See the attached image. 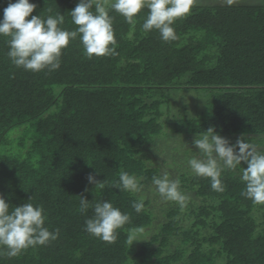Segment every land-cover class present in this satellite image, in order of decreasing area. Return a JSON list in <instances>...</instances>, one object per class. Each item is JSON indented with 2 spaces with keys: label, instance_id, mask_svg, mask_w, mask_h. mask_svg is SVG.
Listing matches in <instances>:
<instances>
[{
  "label": "trees",
  "instance_id": "1",
  "mask_svg": "<svg viewBox=\"0 0 264 264\" xmlns=\"http://www.w3.org/2000/svg\"><path fill=\"white\" fill-rule=\"evenodd\" d=\"M9 2L16 0H0V19ZM29 2L36 5L32 15L60 12L62 27L75 29L69 12L79 0ZM109 14L118 54L88 59L77 38L52 72L14 66L7 38L0 37V195L11 207L42 205L45 227L60 230L45 246L12 258L0 255V264H264V204L241 195L243 162L223 171V192L212 190L209 179L183 173L187 213L173 206L156 233L136 248L128 242L130 230L147 229L156 220L148 193L152 177L164 172L149 161L146 148L156 138L166 141L161 123L170 119L173 94L203 97L202 107H193L201 116L186 119L189 134L212 127L230 145L243 139L264 148V4L196 0L173 25L177 38L171 42L156 30L143 31L146 9L135 23L111 9ZM121 171L141 177L143 191H119ZM90 174L106 181L103 190L88 182ZM81 195L90 205L110 201L129 215L114 242L84 231L93 209L79 212ZM141 196L145 207L137 213L132 204ZM185 218L194 219L188 227ZM175 239L178 246L170 252Z\"/></svg>",
  "mask_w": 264,
  "mask_h": 264
},
{
  "label": "clouds",
  "instance_id": "2",
  "mask_svg": "<svg viewBox=\"0 0 264 264\" xmlns=\"http://www.w3.org/2000/svg\"><path fill=\"white\" fill-rule=\"evenodd\" d=\"M196 0H79L71 10V22L76 27L68 31L62 27L64 15H32L36 5L29 0L9 2L0 19V37H6L9 51L7 56L12 64L25 71L40 73L56 71L61 67V57L70 41L79 38L84 55L88 59L117 55L116 40L113 29V17L109 9L122 16L128 23H135L142 10H147V17L142 24L145 33L156 30L164 42L174 41L177 37L173 25L178 19L186 18ZM93 8L95 9L93 11ZM31 17V19H28ZM193 146L197 155L187 161L191 173L198 178L210 180L212 190L223 192L221 179L225 170H235L241 163L240 179L244 183L242 196L254 204H264V148L238 139L235 145L218 135L210 127L202 135H197ZM239 149L237 152L236 149ZM141 177L121 171L115 186L119 191L132 194L143 191ZM88 182L95 188L103 190L106 181H98L93 175ZM152 190L164 201L175 202L181 208L189 199L180 190V181L168 173L153 176ZM87 190V189H86ZM31 200V199H30ZM29 200V201H30ZM93 215L84 222V231L102 242L112 243L116 240L118 230L130 220L126 213L110 201H97L90 205L83 196L79 200V212L86 214L89 208ZM133 209L140 213L144 197L133 202ZM47 216L42 205L30 202L11 207L0 195V255L16 257L30 247L45 246L58 239L60 230L50 231L45 227ZM138 229L130 230L128 242H138Z\"/></svg>",
  "mask_w": 264,
  "mask_h": 264
},
{
  "label": "rangeland",
  "instance_id": "3",
  "mask_svg": "<svg viewBox=\"0 0 264 264\" xmlns=\"http://www.w3.org/2000/svg\"><path fill=\"white\" fill-rule=\"evenodd\" d=\"M193 93L198 95L199 91L198 93ZM201 100L204 102L202 96H192L189 91H178L176 94H173L169 104V110H166L170 119H168L166 123H161L163 132L167 134L166 141L163 138L161 141L157 142L159 138H156L155 142L152 144L153 146L146 148L149 161L152 162V164H156V169L158 168L164 173H168L173 179L179 180L181 175H183V173L187 174L188 171L190 172L188 173L191 174L187 166V161L190 157L197 155L196 152H198V149L193 146L192 142L195 135L188 133L189 122L186 119L194 116H201V113L195 114L193 111V107L196 106V104L200 106ZM200 107H202V104ZM178 119H181V121ZM10 136L11 138H17L20 136V130L13 132ZM256 145L263 147V143H256ZM184 147L187 149L182 153L181 149L184 150ZM1 150L3 151L4 149L2 148ZM148 196L152 199L153 204L150 208L155 212L156 220L149 228L138 231L139 241L131 245L135 248L138 247L139 243L148 239L150 235L156 233L158 231V226L166 220V213L170 209H173V206H178L175 202L162 200L152 189L149 191ZM194 202L197 203L196 200ZM174 203L175 205H173ZM187 205L189 207L193 206L189 203H187ZM180 210L181 213H187L186 208H181ZM193 220V218H185L183 226H190ZM177 246L178 240L175 239L174 243L170 244L167 250L172 252Z\"/></svg>",
  "mask_w": 264,
  "mask_h": 264
},
{
  "label": "flooded vegetation",
  "instance_id": "4",
  "mask_svg": "<svg viewBox=\"0 0 264 264\" xmlns=\"http://www.w3.org/2000/svg\"><path fill=\"white\" fill-rule=\"evenodd\" d=\"M201 1H204L209 5H216V6L217 5H263L264 4V0H201ZM171 98H170V101H171Z\"/></svg>",
  "mask_w": 264,
  "mask_h": 264
}]
</instances>
